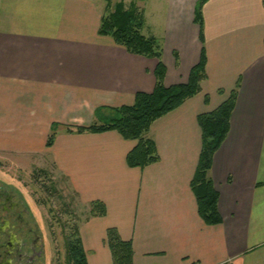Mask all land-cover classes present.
<instances>
[{
  "label": "crops",
  "instance_id": "crops-1",
  "mask_svg": "<svg viewBox=\"0 0 264 264\" xmlns=\"http://www.w3.org/2000/svg\"><path fill=\"white\" fill-rule=\"evenodd\" d=\"M199 1L160 0L162 13L151 20L136 3L143 34L162 45L164 85L187 83L202 49L207 77L152 123L158 160L130 167L136 140L67 127L104 125L111 109L153 92L157 58L100 35L99 0H0V154H32L53 181L67 180L88 264H114L109 229L132 243V264H264V4L206 0L200 26ZM238 80L209 172L222 222L208 225L191 187L202 152L198 116L227 100ZM94 201L105 214L92 212Z\"/></svg>",
  "mask_w": 264,
  "mask_h": 264
},
{
  "label": "trees",
  "instance_id": "trees-1",
  "mask_svg": "<svg viewBox=\"0 0 264 264\" xmlns=\"http://www.w3.org/2000/svg\"><path fill=\"white\" fill-rule=\"evenodd\" d=\"M107 2L109 3L110 0ZM205 2L206 0L199 1L195 13V19L200 26L203 23L201 10ZM144 24L143 11L136 2H131L127 7L123 1H119L112 10L103 14L98 33L111 36L117 44L124 46L130 53L157 58L158 64L154 72L156 85L153 92H139L136 94L133 105L111 109L112 115L104 125L67 127V131L78 133L116 130L123 138L136 140V146L126 157L130 167H144L158 160L156 144L152 138L148 137L152 123L179 107L187 98L199 93L201 82L207 77L206 55L202 49L201 59L191 69L188 82L166 87L164 85L166 66L162 61V45L156 37H147L143 34ZM239 87L240 80L229 98L218 108L198 116L202 129V152L191 187L197 199L199 215L208 225L222 222L218 210L219 193L214 187L209 172L212 168L214 154L229 132L230 119L235 108ZM56 128L57 125L53 126L48 136L47 147L53 145ZM91 207L92 212L99 207V214H105V206L102 202L94 201ZM107 242L114 264H132L133 248L130 241L122 240L115 230L109 229ZM67 244L68 258L72 264H88L78 227L73 229Z\"/></svg>",
  "mask_w": 264,
  "mask_h": 264
},
{
  "label": "rangeland",
  "instance_id": "rangeland-1",
  "mask_svg": "<svg viewBox=\"0 0 264 264\" xmlns=\"http://www.w3.org/2000/svg\"><path fill=\"white\" fill-rule=\"evenodd\" d=\"M119 1L125 5L131 1L141 5L143 0H110L109 3L99 0L105 13ZM159 1L146 0L141 5L150 20L162 13ZM40 166L42 162L32 154H0V184L22 199L41 224L48 239V264H72L68 258L67 240L77 227L76 209L71 204L75 200V192L63 176L58 175L53 181L49 171L42 170Z\"/></svg>",
  "mask_w": 264,
  "mask_h": 264
},
{
  "label": "flooded vegetation",
  "instance_id": "flooded-vegetation-1",
  "mask_svg": "<svg viewBox=\"0 0 264 264\" xmlns=\"http://www.w3.org/2000/svg\"><path fill=\"white\" fill-rule=\"evenodd\" d=\"M47 244L24 201L0 184V264H48Z\"/></svg>",
  "mask_w": 264,
  "mask_h": 264
}]
</instances>
